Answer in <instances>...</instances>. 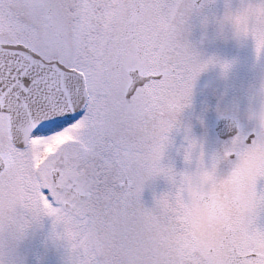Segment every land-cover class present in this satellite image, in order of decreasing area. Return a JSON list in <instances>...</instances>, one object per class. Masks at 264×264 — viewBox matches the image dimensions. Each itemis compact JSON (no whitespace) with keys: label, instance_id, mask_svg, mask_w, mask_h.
I'll use <instances>...</instances> for the list:
<instances>
[{"label":"snow or ice","instance_id":"6c2138e0","mask_svg":"<svg viewBox=\"0 0 264 264\" xmlns=\"http://www.w3.org/2000/svg\"><path fill=\"white\" fill-rule=\"evenodd\" d=\"M193 3L0 0V264L45 216L66 264H175L141 194L208 64L181 39ZM248 232L206 264H264V216Z\"/></svg>","mask_w":264,"mask_h":264},{"label":"clouds","instance_id":"9594fccd","mask_svg":"<svg viewBox=\"0 0 264 264\" xmlns=\"http://www.w3.org/2000/svg\"><path fill=\"white\" fill-rule=\"evenodd\" d=\"M215 23L238 41L250 38L254 57L264 56V0H237L235 7H225ZM207 62L219 67L221 77H227L233 64L211 58ZM190 94L191 90L184 106ZM247 122L246 130L264 140V71L248 106ZM239 131L237 126L234 136ZM233 137L206 154L196 137L186 135L181 169L162 163L166 144L162 149L155 177L163 178L168 187L154 194L151 208L156 234L172 251L175 264H206L220 252L225 237L239 241L264 216V200L259 198L264 192V183H259L264 182V149L240 148Z\"/></svg>","mask_w":264,"mask_h":264},{"label":"rangeland","instance_id":"374dc122","mask_svg":"<svg viewBox=\"0 0 264 264\" xmlns=\"http://www.w3.org/2000/svg\"><path fill=\"white\" fill-rule=\"evenodd\" d=\"M192 11L190 15L193 13L194 15H201L203 13L202 7L193 9ZM223 11L219 12L218 15L220 16ZM218 15L216 18L219 17ZM216 18L211 21V27L203 29L194 36L196 39L193 51L197 54V59L203 61L206 56L204 52L206 47L210 43H215L218 39L216 50L206 51L208 53V60L211 58L220 61H233L232 65L235 68L230 70L227 77L220 76V70L216 64H214V68L209 72L216 76V78L219 75L221 79L237 80L238 85H242L243 92L247 96L242 100L245 102L249 100L250 102L252 97L249 94L250 92L254 93L259 83L260 74L264 71V56L259 59L254 57L250 38L238 41L227 30L221 32L215 23ZM198 21L191 20L188 22V25L195 26ZM184 30L187 31V35H190L188 33L191 30L186 28ZM188 45L190 46V44ZM195 96L193 97L194 102L198 103L194 107L192 106L193 113L191 117L184 118L181 115L179 116L178 132H175L174 135L168 134L169 138L164 149L162 163L171 164L176 169L185 167L183 152L187 146L186 135L196 137L202 143L206 154L213 152L211 150L213 139H211V136L206 138L208 136L206 131L208 119L205 120L202 115L203 109L208 108V101L199 97L195 98ZM190 104H193V102ZM213 104L214 102L210 103V105ZM183 115L185 114L183 113ZM176 137L177 143H175ZM167 187L165 180L161 177L148 180L141 194L144 206L151 208L153 206L154 194H159L161 191L166 190ZM57 231H59V228H57ZM51 233L52 220L50 217H42L39 222L31 224L25 230L23 237L13 243L12 256L15 264H66L67 252L65 243L63 240L53 238Z\"/></svg>","mask_w":264,"mask_h":264},{"label":"flooded vegetation","instance_id":"af4514ba","mask_svg":"<svg viewBox=\"0 0 264 264\" xmlns=\"http://www.w3.org/2000/svg\"><path fill=\"white\" fill-rule=\"evenodd\" d=\"M236 4L237 0H195L193 9L202 7L203 13L201 15H194L193 13L187 17L185 28L191 30L188 33L190 35H187V31L184 30L181 34V39L187 44H190V46H188L193 50L196 39L194 36L203 29L211 27V21L215 19L218 13L223 11L226 6L233 7L236 6ZM191 20L199 21L195 26H189L188 22ZM199 24L201 25L199 26ZM217 44L218 39L215 43H210V45L206 47V50L204 51L206 56L203 61L208 60V53L206 51L216 50ZM214 66V63L208 64L206 69L201 71L193 80L191 85L190 102L178 112L176 116V124L168 133L174 135L175 132H178L180 115L184 118L191 117L193 107L198 103L194 102L193 97L195 95V98L199 97L206 99L208 101V108L203 109L202 115L205 120L208 119L206 126L208 136L206 138L211 136V139H213L211 143L212 151L217 150L222 145L228 143L236 134L237 126H239L241 130H246L249 127L247 122V110L250 103L249 100H247V102L242 100L247 96L243 92L244 89L242 85H238L237 80L231 81L229 79H221L219 75L216 78V76L209 72ZM234 68L235 67L232 65L231 69ZM249 95L252 97V92H250ZM191 102H193V104H190ZM211 102H214V104L210 105ZM183 113L185 115H183ZM175 143H177V137Z\"/></svg>","mask_w":264,"mask_h":264}]
</instances>
